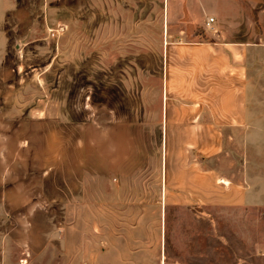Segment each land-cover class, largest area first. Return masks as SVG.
Masks as SVG:
<instances>
[{
  "label": "rangeland",
  "instance_id": "1",
  "mask_svg": "<svg viewBox=\"0 0 264 264\" xmlns=\"http://www.w3.org/2000/svg\"><path fill=\"white\" fill-rule=\"evenodd\" d=\"M167 1L0 0V264H264L188 203L230 98L208 61L191 86L217 54L180 45Z\"/></svg>",
  "mask_w": 264,
  "mask_h": 264
},
{
  "label": "crops",
  "instance_id": "2",
  "mask_svg": "<svg viewBox=\"0 0 264 264\" xmlns=\"http://www.w3.org/2000/svg\"><path fill=\"white\" fill-rule=\"evenodd\" d=\"M209 17L211 29L205 26ZM166 18V29L181 35L180 45H201L217 54L189 58L191 86L199 65L208 61L212 95L230 98L229 104L212 106L222 115L210 124L223 130L227 149L192 158L188 203L222 215L233 226L230 234L257 254L264 247V0H169ZM199 33H205L206 41L197 38ZM192 87L190 94H182L199 95ZM250 96L254 103H247Z\"/></svg>",
  "mask_w": 264,
  "mask_h": 264
},
{
  "label": "built area",
  "instance_id": "3",
  "mask_svg": "<svg viewBox=\"0 0 264 264\" xmlns=\"http://www.w3.org/2000/svg\"><path fill=\"white\" fill-rule=\"evenodd\" d=\"M212 22H213V17H209V18L206 20V22H205V26H206L207 29H211V28H212V26H211Z\"/></svg>",
  "mask_w": 264,
  "mask_h": 264
}]
</instances>
